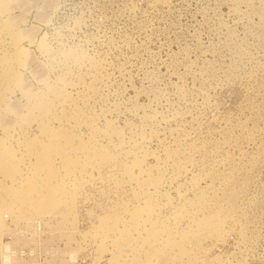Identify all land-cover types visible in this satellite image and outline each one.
Masks as SVG:
<instances>
[{"label": "rangeland", "instance_id": "obj_1", "mask_svg": "<svg viewBox=\"0 0 264 264\" xmlns=\"http://www.w3.org/2000/svg\"><path fill=\"white\" fill-rule=\"evenodd\" d=\"M1 264H264V0H0Z\"/></svg>", "mask_w": 264, "mask_h": 264}, {"label": "built area", "instance_id": "obj_2", "mask_svg": "<svg viewBox=\"0 0 264 264\" xmlns=\"http://www.w3.org/2000/svg\"><path fill=\"white\" fill-rule=\"evenodd\" d=\"M1 264V263H0Z\"/></svg>", "mask_w": 264, "mask_h": 264}]
</instances>
